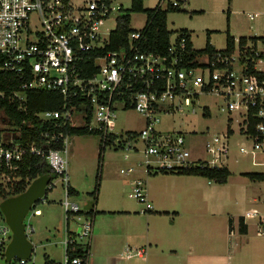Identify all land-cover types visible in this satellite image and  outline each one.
<instances>
[{
  "label": "built area",
  "instance_id": "built-area-1",
  "mask_svg": "<svg viewBox=\"0 0 264 264\" xmlns=\"http://www.w3.org/2000/svg\"><path fill=\"white\" fill-rule=\"evenodd\" d=\"M188 1L176 0L171 5L180 7ZM122 11L120 0H0V73H14L19 82L18 89L9 96L0 91V101L15 102L19 111H25L29 90L56 91L64 99L62 110L36 114L40 121L50 124L42 133V147L23 146L19 142L20 127L5 119L6 107L0 108V187L6 188L12 181L27 152L41 155L67 184L62 203L66 223L71 217L82 219L75 229L66 231L64 261L51 264H90L94 233V213L80 215L79 205L71 202L68 194L67 152L71 135L65 128L96 131L102 144L127 150H137L140 138L145 144L147 174L195 166L224 168V160L229 157V135L233 132L232 117H228L226 133L205 142L211 161L192 159L182 133L155 128L162 113L183 111L185 103L194 97L214 93L226 102L222 111L239 110L240 134L251 141L250 147L243 144L240 151L264 154V35L250 37L244 44L235 40L229 53L204 54L188 63L184 39H171L168 53L159 55L143 49L145 35L141 29L129 33L127 47L107 50L113 30L106 28V22ZM92 70L94 73L87 75ZM118 109L141 114L146 127L140 133L118 134ZM145 184L137 178L132 192L143 205V213L153 208ZM262 209L255 208L248 216L257 219V233L264 237ZM31 231L26 224L28 236ZM11 239L12 232L4 223L0 226V258L4 259ZM78 246L83 248L80 253H76ZM143 253L138 249L128 256ZM29 260L13 259L5 264H27Z\"/></svg>",
  "mask_w": 264,
  "mask_h": 264
},
{
  "label": "rangeland",
  "instance_id": "rangeland-1",
  "mask_svg": "<svg viewBox=\"0 0 264 264\" xmlns=\"http://www.w3.org/2000/svg\"><path fill=\"white\" fill-rule=\"evenodd\" d=\"M120 1L123 3V11L114 13L112 18L106 22V28L109 30L116 28L117 16L131 8L132 0ZM173 1L176 0H162V9H166ZM158 3L159 0H144V7L153 9ZM180 9L181 11L172 12L168 15V29L174 31L171 39L172 41L176 39L179 29L187 28L192 31V40L196 49L205 47L207 31H212L211 42L217 49L226 48L228 9L231 11V35L237 38L264 35V0H190V2L182 4ZM200 10H203V13H192V11ZM146 21L147 15L145 13L131 14L130 25L134 30L142 29ZM222 107H226V102L221 96L214 93H204L185 103L183 111H177L171 115L162 113L158 117L155 128L162 132L182 133L185 136V147L191 153L192 159L211 161L212 156L206 152L205 142L215 135L226 133L229 126L228 117H232L231 129L233 132L229 135V157L224 160V165L231 172V175L226 184H217L206 178L195 176H192V181L181 175H165L153 178L156 175L146 173L145 154L143 152L145 144L140 138L136 144L137 150L107 146L100 158L101 138L99 135L95 133L73 135L70 137L68 145L67 174L68 185L76 188L78 192L76 195L70 196V201L77 203L80 211H86L92 205L94 206L91 210H95L96 202L93 193L101 175L98 193L100 205L105 203V206H109V204L119 201L120 204L117 205L119 207L142 208L143 205L139 204L132 196L133 186L129 184L130 179L140 177L146 182L147 191L154 197L166 198L175 192L194 195L200 210L201 220L204 223L210 224L214 221V217H210L207 210L217 209L221 205L225 216H220L219 219L215 220V231L207 228L208 232L203 235L206 239L216 237L221 241H225V239L228 241V215L246 213L252 208H259L261 211L263 208L264 184L251 181L245 174L264 173V154L254 150H249L246 153L240 151L243 144H246L247 147L251 145V141L240 134L239 123L242 121V117L239 115L238 109L228 113L222 111ZM206 111L209 112V115L204 114ZM116 115L115 129L120 135L126 136L128 131L140 133L146 127L144 117L134 110L118 109ZM126 154L129 157L126 158ZM130 168L134 171L130 172ZM51 184L53 189L47 192L43 200L32 207L25 219V223L32 230L28 236L29 240L34 245L32 258L27 264H43L46 257L57 262H63L65 258L63 242L67 232L65 210L62 203L66 197L67 184L62 176L54 178ZM207 198H213V200H207ZM254 198L259 201L256 203ZM203 199L206 200L208 206L202 202ZM155 208L156 211L159 210L157 206ZM263 212L264 208L262 209ZM80 215L83 213L81 212ZM98 216L96 215L94 218V229L96 228V230L100 226L97 222ZM170 217L158 216L155 223L165 227L170 225ZM194 218V214L184 213L175 220V225L181 231ZM105 219V226L108 231L117 236L123 228L133 225V222L119 220V218ZM71 221L70 227L75 229L77 224L82 222V219L78 220L71 217ZM249 221L251 222L249 237L256 241L255 245L260 252V261L235 259V261L232 260V264L235 262L237 264H264V237L260 235L256 237L258 235V225L255 223L257 219H250ZM4 223V217L0 214V226ZM236 235L238 243L245 241L244 236L239 235L238 232ZM96 260L101 262V259ZM224 261L226 264V259ZM0 264H5L3 258H0Z\"/></svg>",
  "mask_w": 264,
  "mask_h": 264
},
{
  "label": "crops",
  "instance_id": "crops-1",
  "mask_svg": "<svg viewBox=\"0 0 264 264\" xmlns=\"http://www.w3.org/2000/svg\"><path fill=\"white\" fill-rule=\"evenodd\" d=\"M188 2H190V0ZM179 11H181L180 7H179ZM192 13L201 14L203 13V10L192 11ZM228 15H229V21H228ZM230 17H231V11L230 9H228L227 35L229 34L235 40H238L242 36L237 38L231 35ZM167 27H168V17H167ZM180 30L182 29H179L177 31V37L179 35L178 32ZM189 31L191 32V41L193 43L192 31L191 30ZM208 32H210V42H211L212 31H207V38H208ZM206 45H207V39H206L205 47ZM194 49L196 48L194 47ZM197 50H202V49H197ZM154 175L156 176L153 178H158L159 176H165V175L179 176L177 174H154ZM181 176L188 177L189 179L187 180L189 181L193 180L192 176H188V175H181ZM136 179L137 178L130 179L129 184L133 186ZM69 186L74 188L71 185ZM74 190L78 192L76 188H74ZM147 194L149 200L153 205V208L146 213L142 212L143 207L142 208L119 207L117 206L120 204L119 201H115L114 204L113 203L109 204V206H105V203L103 205L102 204L100 205V200L98 196L97 198L98 200L96 201L95 214L99 215L97 217V222H99L100 226L99 228H97V230L96 228L94 229L93 240L90 245V264H225L224 261L225 259H226V264H232V260L235 261V259L238 260L249 259L254 262L260 261L259 258L260 252L258 250V247L255 245L256 241L252 237H249L250 236L249 229L251 225V222L249 220L255 218L249 217L248 214L251 213L252 210L255 208L250 209L246 213L228 215L229 216L228 217L229 225L227 229L228 241L227 239H225V241H221L219 238L216 237H208L206 239L203 235L206 234L209 229L211 231L213 230L215 231L216 229L215 220L217 218L219 219L220 216L221 217L225 216V212L222 209L221 205L217 209L207 210V212H209L210 214V217L211 216L214 217V221L208 224L202 222L201 220L200 210L197 207L198 203L194 195L181 194L175 192L170 197L167 196L166 198H160L157 196L155 197L152 196L148 191ZM205 199H203L204 201L202 202H205V204H207L208 206V203H206ZM207 200H213V198H207ZM253 200L256 203L259 201L257 198H254ZM92 206L86 211H81L83 215H86L85 213L91 210ZM156 206L159 209L157 211L155 210ZM184 213L194 214L195 218L192 221H190L189 224L187 223L185 228L180 231L179 229H177V226L175 225V220L181 217L182 214ZM172 215L173 217H170ZM109 216H113V217H109ZM158 216L170 217L171 220L170 225L168 224L165 227L156 225L155 221L158 218ZM105 218H119V220L133 222V225H128L127 228H123V230L117 236L112 232L108 231V228L105 226V220H106ZM242 218L244 220V230H242L240 226V222ZM70 221L66 223V231L72 230V228L70 227L71 225ZM237 232L239 235L244 236L246 238L245 241L238 243L237 241L238 237L236 235ZM258 236L259 235H256V237ZM138 249H142L144 251L143 255L141 256L133 255L131 257L128 256L133 252L135 253ZM96 259H101V262H98ZM235 264L237 263L235 262Z\"/></svg>",
  "mask_w": 264,
  "mask_h": 264
},
{
  "label": "trees",
  "instance_id": "trees-1",
  "mask_svg": "<svg viewBox=\"0 0 264 264\" xmlns=\"http://www.w3.org/2000/svg\"><path fill=\"white\" fill-rule=\"evenodd\" d=\"M162 0H159L158 5L153 9H147L144 7V0H132L131 8L125 10L119 15L117 19V26L111 32L109 44L107 50H116L122 47H127L129 44L128 35L131 31H135L131 28V14L132 13H145L147 15V21L145 26L141 29L142 33L145 35V41L143 42V49L149 52H154L159 55H166L170 47L171 37L174 34L173 31L168 30L167 27V17L171 12L179 11V7H173L169 5L168 8L162 9L160 6ZM229 21V15H228ZM228 32V31H227ZM177 40L184 39L187 44L188 53L185 55V62L188 63L193 61L197 56L208 54L213 56L215 53H229L235 46V39L229 34L227 35V46L223 50H217L210 42V32H208L207 45L202 50L194 49L193 43L191 41V32L187 29H182L179 32ZM248 38L241 37L240 44H244ZM94 70L87 73L91 75ZM18 77L11 72H1L0 73V91H4L7 96L13 93V91L18 89ZM26 110L19 111L17 103H10L8 101H0V108L6 107L4 109L6 113L5 119L9 121L10 124L20 127L21 139L19 142L23 146L35 144L38 147H42L44 144V139L42 138V133L50 127L49 122H43L36 117L37 113L44 111H56L62 110L64 106L63 96L56 91L47 90H29L27 92V101L25 103ZM205 115H209V112H205ZM65 131L73 135H91L93 133L98 135L96 131H90L83 127H67ZM136 134V132H134ZM18 138V137H17ZM100 158L107 146L110 144H100ZM155 174H177V175H188V176H198L206 178L210 181H214L217 184H226L231 175V172L226 168H210L195 166L187 169H181L179 171L171 172H157ZM49 175L52 180L59 175L54 172L50 167L45 157L37 154H32L27 152L24 155V159L21 163V169L13 174L12 181L8 183L6 188L0 187V200L3 201L9 197L17 196L23 193L31 182L42 176ZM251 181L262 182L264 181V173H246ZM100 179L97 182L96 189L94 191L95 202L98 198ZM50 185H52L50 183ZM53 187L48 189L52 190ZM68 194H76L74 188L68 186ZM96 213L94 210H90L85 214ZM163 213V212H160ZM0 214L2 215L1 211ZM241 229L244 230V220L241 219L240 222ZM83 248L78 246L76 253H80ZM54 261L49 260L46 257L44 264H51Z\"/></svg>",
  "mask_w": 264,
  "mask_h": 264
},
{
  "label": "water",
  "instance_id": "water-1",
  "mask_svg": "<svg viewBox=\"0 0 264 264\" xmlns=\"http://www.w3.org/2000/svg\"><path fill=\"white\" fill-rule=\"evenodd\" d=\"M51 181V176L42 175L34 179L23 193L1 201L0 211L12 232L11 242L3 253L6 262L13 259H31L34 245L26 234L25 219L32 207L44 199Z\"/></svg>",
  "mask_w": 264,
  "mask_h": 264
}]
</instances>
